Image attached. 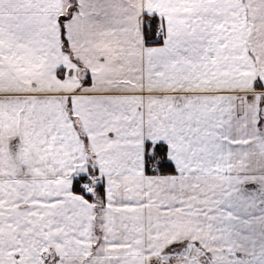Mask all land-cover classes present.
Returning <instances> with one entry per match:
<instances>
[{"label":"snow or ice","instance_id":"obj_1","mask_svg":"<svg viewBox=\"0 0 264 264\" xmlns=\"http://www.w3.org/2000/svg\"><path fill=\"white\" fill-rule=\"evenodd\" d=\"M0 264H264V0H0Z\"/></svg>","mask_w":264,"mask_h":264}]
</instances>
